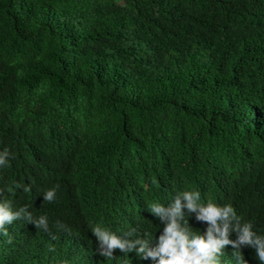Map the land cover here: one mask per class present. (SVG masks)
<instances>
[{
	"label": "trees",
	"instance_id": "1",
	"mask_svg": "<svg viewBox=\"0 0 264 264\" xmlns=\"http://www.w3.org/2000/svg\"><path fill=\"white\" fill-rule=\"evenodd\" d=\"M5 148L0 201L49 231L6 225L0 264H153L100 256L90 227H139L154 246L165 222L146 206L190 189L264 234V0H0Z\"/></svg>",
	"mask_w": 264,
	"mask_h": 264
},
{
	"label": "clouds",
	"instance_id": "2",
	"mask_svg": "<svg viewBox=\"0 0 264 264\" xmlns=\"http://www.w3.org/2000/svg\"><path fill=\"white\" fill-rule=\"evenodd\" d=\"M11 159L9 149L0 151V169L8 167ZM17 188L24 192L32 190L29 186ZM56 192L57 189L53 187L41 193L43 201L53 202ZM146 209L165 222L154 246L151 244L153 233L146 235L139 227H131L118 235L103 223H94L90 231L97 241V253L112 259L117 249L127 257L129 253L135 252L141 260H151L153 264H220L222 250L231 245L236 264H246L241 253L242 246L252 248L255 258L264 264V234L255 231L250 221L242 222L231 203L220 205L211 201L201 202V193L190 189L178 192L167 204L151 201ZM192 213L196 220L207 222L202 234L194 233L188 223ZM20 220L34 224L44 232L49 231L47 216L33 218L26 207L15 208L11 201H0V235L8 234L6 225ZM58 227L64 228L63 225ZM233 233L235 239L230 238Z\"/></svg>",
	"mask_w": 264,
	"mask_h": 264
}]
</instances>
